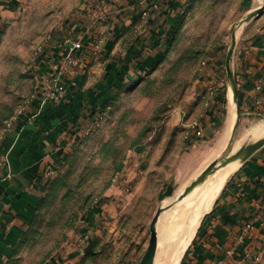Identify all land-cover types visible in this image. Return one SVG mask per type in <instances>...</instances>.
<instances>
[{
    "label": "rangeland",
    "instance_id": "rangeland-1",
    "mask_svg": "<svg viewBox=\"0 0 264 264\" xmlns=\"http://www.w3.org/2000/svg\"><path fill=\"white\" fill-rule=\"evenodd\" d=\"M127 1L0 0V154L15 129L7 124L28 110L36 94L35 76L48 60L61 57L65 37L99 41L102 60L112 42L126 71L132 67L100 126L68 150L30 230L6 264H141L153 220L166 202L174 200L172 208L180 205L200 175L237 146L221 194L244 160L264 147V135L250 134L264 123V109L241 110L233 77L243 46L264 14L242 20L257 15L264 0H189L158 49L148 47L144 26L150 17L141 14L132 21L131 14L118 12L123 3L131 4ZM134 4L142 10L139 2ZM118 22L125 25L115 33ZM75 24H85V30ZM233 31L238 35L229 72ZM41 47L43 56L37 53ZM152 52H158L154 58ZM225 89L227 103L216 115L211 101ZM231 117L230 137L220 147ZM96 212L101 221L90 233L87 218Z\"/></svg>",
    "mask_w": 264,
    "mask_h": 264
},
{
    "label": "crops",
    "instance_id": "crops-1",
    "mask_svg": "<svg viewBox=\"0 0 264 264\" xmlns=\"http://www.w3.org/2000/svg\"><path fill=\"white\" fill-rule=\"evenodd\" d=\"M188 1L130 0L131 4L123 3L118 12L131 14L134 21L141 16L139 11H149L144 31L149 38L148 47L158 49L174 30L175 20ZM137 2L142 10L135 9ZM84 25L75 24L79 30H85ZM123 25L115 24V33ZM256 25L259 28L243 46L234 72L242 111L264 109V15ZM88 39L84 38V50L77 54L79 65L74 74L65 79L66 98L59 104H49L38 118L22 120L1 151L0 264L11 259L29 230L68 150L100 113L111 108L112 96L132 73V67L126 71L112 51V42H107L102 60L93 57L95 42ZM157 53L152 52L151 58ZM60 59L57 56L48 62H54L55 67ZM211 79L209 84L214 82ZM215 97L211 112L215 111ZM98 213L87 218L90 233L98 230L101 221ZM184 258L182 264H264V147L230 178Z\"/></svg>",
    "mask_w": 264,
    "mask_h": 264
},
{
    "label": "bare ground",
    "instance_id": "bare-ground-1",
    "mask_svg": "<svg viewBox=\"0 0 264 264\" xmlns=\"http://www.w3.org/2000/svg\"><path fill=\"white\" fill-rule=\"evenodd\" d=\"M242 21H246V18ZM236 33L238 35V32ZM232 119V117L228 119L229 121L227 122L225 136L219 142L220 147L227 144V140L229 139L233 128L234 119ZM250 134L254 138H259L264 135V123L255 126L250 131ZM261 139L264 138L261 137ZM233 148L234 151H228L227 155L222 158L221 162H219L220 165L218 166V169L212 175L206 173V171L204 173L202 171L203 174L199 177L201 178V182L192 189L180 205L172 208L171 206L175 201L169 200L161 208V217L155 226L158 235V242L155 258L152 264H177L181 257V252L184 251L188 243L192 241L191 238L198 229L197 227L202 216L212 208L213 203L219 196L228 176H230L229 173L234 164H229V162L235 158V151L238 149L237 146H234ZM177 203H179V201H177ZM170 207L172 209H169ZM164 221H169V224L163 226L162 224Z\"/></svg>",
    "mask_w": 264,
    "mask_h": 264
},
{
    "label": "built area",
    "instance_id": "built-area-1",
    "mask_svg": "<svg viewBox=\"0 0 264 264\" xmlns=\"http://www.w3.org/2000/svg\"><path fill=\"white\" fill-rule=\"evenodd\" d=\"M157 7L158 5L154 6L155 9H157ZM149 17V11L142 13L143 19L148 20ZM84 38V36H81L74 40L71 35L64 38L61 43L62 54L60 61L55 67L54 64L47 61V63L43 65L44 67H42L41 73L35 76L36 94L33 97V100L28 104V110L20 111L13 120L7 124V127L10 130L16 128L22 120L38 118L49 104H59L66 98L67 89L65 79L68 76L73 75L76 67L79 65L77 54L84 50ZM98 42H95L92 47L94 58H98L99 53H101V45ZM37 53L43 56L45 50L41 47L38 49ZM41 64L42 63L40 62V65ZM46 67L48 68V71L44 69ZM213 89V87L210 88L211 91H213ZM106 115V112L100 113L95 121L83 131L81 136H90L100 126L101 121ZM198 135H202L201 130L198 131ZM248 228H251V226H248Z\"/></svg>",
    "mask_w": 264,
    "mask_h": 264
},
{
    "label": "water",
    "instance_id": "water-1",
    "mask_svg": "<svg viewBox=\"0 0 264 264\" xmlns=\"http://www.w3.org/2000/svg\"><path fill=\"white\" fill-rule=\"evenodd\" d=\"M264 14V4L261 6V10L260 12L255 15V14H250L246 17V21L243 22L244 23H248L250 22L252 19L256 18V17H259L261 15ZM236 37H237V33L236 31H233V36H232V46L231 48L229 49V52H228V57H227V61H226V67H227V70L230 72V68H229V65L230 63H232V56H233V46L235 45V42H236ZM233 67V66H232ZM233 77H234V86H235V94H236V99H237V102L236 104H238V91H237V84H236V80H235V76H234V72H233ZM262 149V148H261ZM229 150V149H228ZM259 151V150H258ZM257 151V152H258ZM254 155V154H253ZM253 155H251L250 157H248L247 159L244 160L243 163H245L248 159H250ZM225 157V156H224ZM219 163V161H215L213 162V164H211V166L209 168H207L206 170V173H209L210 171H212V169ZM242 163V164H243ZM203 177V176H202ZM201 182V178H199L198 181H196L192 186L191 188L186 192L185 194V197L188 196V194L192 191V189L198 185V183ZM161 208L158 210V213L156 215V217L154 218L153 220V223H152V226H151V233H152V237H151V240H150V244H149V247L142 259V262L141 264H152L153 261H154V258H155V253H156V248H157V242H158V235H157V231L155 230V226L157 224V222L159 221V218L161 217Z\"/></svg>",
    "mask_w": 264,
    "mask_h": 264
},
{
    "label": "trees",
    "instance_id": "trees-1",
    "mask_svg": "<svg viewBox=\"0 0 264 264\" xmlns=\"http://www.w3.org/2000/svg\"><path fill=\"white\" fill-rule=\"evenodd\" d=\"M226 97H227V89L223 90V95L222 96H221L220 93L216 94V97H215V102H216L215 111H216V115L218 114V111H220V109L227 103V100H226L227 98ZM112 101H113V97L111 98V103H112ZM111 103H110V106H111ZM52 182H53V180H52ZM52 182H51V184H52ZM50 187H51V185H50ZM48 192H49V190H48ZM48 192H47V194H48ZM47 194H46V196H47ZM46 196H45V198H46ZM44 199H43V201H44ZM30 228H31V226H30ZM30 228H29V230H30ZM184 260H185V258H184ZM184 260H183V263H184Z\"/></svg>",
    "mask_w": 264,
    "mask_h": 264
}]
</instances>
